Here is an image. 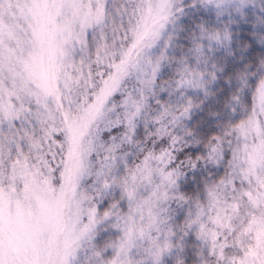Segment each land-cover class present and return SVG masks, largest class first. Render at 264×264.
<instances>
[{
  "label": "snow or ice",
  "instance_id": "6c2138e0",
  "mask_svg": "<svg viewBox=\"0 0 264 264\" xmlns=\"http://www.w3.org/2000/svg\"><path fill=\"white\" fill-rule=\"evenodd\" d=\"M0 264H264V0H0Z\"/></svg>",
  "mask_w": 264,
  "mask_h": 264
}]
</instances>
